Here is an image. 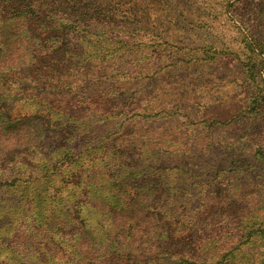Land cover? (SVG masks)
<instances>
[{
  "label": "rangeland",
  "instance_id": "rangeland-1",
  "mask_svg": "<svg viewBox=\"0 0 264 264\" xmlns=\"http://www.w3.org/2000/svg\"><path fill=\"white\" fill-rule=\"evenodd\" d=\"M109 3L127 14L109 49H77L48 85L41 61L0 99V264H264V0ZM8 16L4 35L29 27ZM27 127L79 158L47 192Z\"/></svg>",
  "mask_w": 264,
  "mask_h": 264
},
{
  "label": "trees",
  "instance_id": "trees-1",
  "mask_svg": "<svg viewBox=\"0 0 264 264\" xmlns=\"http://www.w3.org/2000/svg\"><path fill=\"white\" fill-rule=\"evenodd\" d=\"M59 7H62L63 10L60 11ZM7 10L9 12H7ZM121 13L125 14V18H127V14L123 9L121 10ZM121 13L112 9L109 0H0L1 19H3V15L9 14L8 21H10L11 24L17 22L18 24L25 23L29 25L26 29H22L20 25L16 26L14 27V33L6 35H4L0 29V58H3V56L6 58V60L0 59V63H2L0 69V99L3 96L12 93L15 88L21 84H28L27 86L36 87L38 84L36 82V74L39 70L34 69V67L42 65L39 64L41 61L42 63H45L41 69V74L43 73L42 78H44L46 85H48V82H56L62 73L64 74L62 80L67 79L66 72L70 67V60L73 57H76L72 55L80 54L76 51L77 49L87 48L92 52L98 51L99 49L103 50V47L106 49L111 47V44L109 43L111 38H109L108 35L110 32L109 29L119 28L115 27V24L122 18L120 15ZM124 23L130 25L129 21L125 19ZM146 28L147 27L140 25V27L136 26L131 29L145 30ZM150 30L151 29H149V31ZM51 31L54 32V37L49 38L50 41L48 43L50 45L47 47L46 43H42L43 41H41L42 39H40V37L44 32L50 33ZM100 32L103 35L100 34ZM94 34L102 37H94ZM3 37H6L7 39L4 40ZM28 39H30L33 44H31ZM38 43L42 48L39 51V55L38 48L40 47L34 48L35 44ZM100 43H102V46L99 45ZM128 44L129 42L125 40L122 43V46L127 47ZM24 52L28 53L33 61V64L30 63L33 66L31 70L34 72L31 76L19 75L20 70L18 68L20 65L26 66V68L30 65H26V63L22 61L24 56L21 55ZM94 54L96 53H90L91 56ZM96 55L99 58L102 53ZM10 60H14L13 62L18 66L11 63L12 61ZM17 62H20V64ZM38 86L40 87V85ZM51 110L54 111L55 108H51ZM51 110L48 111L50 112ZM39 112V109H33L31 115L27 114V117L39 119L42 116ZM58 113L59 115L61 114L64 117H68V119H74L73 116L59 110L55 112L56 115H58ZM55 114H52L53 119H58L55 117ZM0 119H6V124H9L8 119L11 118L2 116L0 113ZM54 123L57 125L55 127L57 128L55 130L56 133L63 130V126H66V124H62L56 120H54ZM25 132L27 133V136H24L23 138L27 140L25 143L26 146L30 145L28 149H32L33 153H40L38 154V162L35 163L33 161L36 165V170H46L43 175L37 177L31 175L32 181L35 184L34 190L37 193L47 192V190H50V185L54 184L57 180L56 177H60V167H65L66 165L70 167L71 163L79 160V158L76 156L77 153H75V151L72 152L71 148H66L62 145H59L61 147L56 146L53 148L50 146L47 148L46 152H43L47 146H43L42 144L35 145V136H31V133L33 132L32 129L27 127ZM41 155L44 158H42ZM51 163L53 164L51 165ZM120 164H123L121 163V159L118 160L117 165ZM31 176L29 179H31ZM0 184L8 186L9 182L7 179H3ZM145 208L147 209L151 207L146 205ZM123 210L129 211L130 208L127 205ZM157 215L158 217H161L160 213H157ZM151 216V213L147 212L143 218L136 216L131 218V220H135V223H137L139 220L147 219ZM92 233L94 234V232ZM160 236L163 237V232L161 231L157 233L154 239L160 241ZM131 238H133V236H131ZM136 261L138 260L136 259Z\"/></svg>",
  "mask_w": 264,
  "mask_h": 264
}]
</instances>
